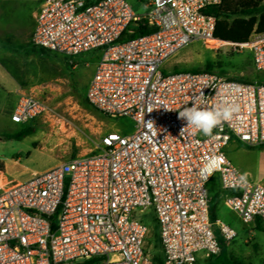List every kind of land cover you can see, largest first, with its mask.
Masks as SVG:
<instances>
[{"label":"built area","instance_id":"2783aa9c","mask_svg":"<svg viewBox=\"0 0 264 264\" xmlns=\"http://www.w3.org/2000/svg\"><path fill=\"white\" fill-rule=\"evenodd\" d=\"M38 5L30 42L62 56H96L85 97L110 118H129L132 132L102 135L92 149L18 182H0V264H150L149 210L155 217L163 264H197L219 255L236 232L212 221L207 184L218 175L223 204L243 224L264 220V184L225 155L231 139L264 145V83L211 71H165L185 47L246 50L264 71V35L244 44L213 37L215 18L204 10L222 0H148L135 14L126 0H33ZM154 30L120 42L133 23ZM198 104L235 103L238 112L211 136L178 119ZM43 101L19 95L10 121L25 124ZM153 128H147V122ZM217 157L205 178L200 169Z\"/></svg>","mask_w":264,"mask_h":264},{"label":"rangeland","instance_id":"374dc122","mask_svg":"<svg viewBox=\"0 0 264 264\" xmlns=\"http://www.w3.org/2000/svg\"><path fill=\"white\" fill-rule=\"evenodd\" d=\"M126 1L137 15L149 10L148 0ZM27 11L26 5L19 0H0V55L18 56L24 61L30 58L35 72L41 76L33 95L45 106L44 112L34 120L14 124L9 115L14 96L3 99L0 92V135L18 133L24 127L32 129L20 140L0 142V170L5 177L20 181L29 178L33 171L47 170L77 154L88 152L105 133L129 134L133 129L129 118H110L85 104L87 81L96 60L93 52L76 56L69 63L60 55L34 50L31 43H28L29 49L18 46L16 39L19 40L23 33ZM207 65L211 72L222 76L264 83V71L253 68L246 50L233 53L228 48L214 50L204 45H190L169 59L164 70H205ZM234 146L242 152L231 150L230 147ZM226 151L231 152L232 156L228 154V157L237 168L246 172L251 180L264 184V145L248 148L231 139ZM218 179L214 174L207 184L210 199L217 196L214 202L211 200L215 220L236 232L234 239L223 245L225 255L245 264H264V220L258 225L255 222L243 224L234 211L224 206L218 193ZM144 220L150 228L146 251L150 264H154L153 259L160 257V246L151 210ZM205 263L206 259L197 261V264Z\"/></svg>","mask_w":264,"mask_h":264},{"label":"trees","instance_id":"16d2710c","mask_svg":"<svg viewBox=\"0 0 264 264\" xmlns=\"http://www.w3.org/2000/svg\"><path fill=\"white\" fill-rule=\"evenodd\" d=\"M204 13L207 15H212L215 18L216 21L213 37L223 42L244 44L248 41L253 33L264 35V0H222L218 5L207 7L204 10ZM128 30L131 32L122 33L119 38L120 42L134 38L136 36L147 35L154 29L152 27L146 26V24H144V22L141 20L133 23V25H131ZM34 50H37L40 53L48 52L36 47H34ZM209 67L210 66L207 65L205 71H210ZM177 71L180 70H173V72ZM190 71L197 72L201 70L193 69ZM84 102L85 104L90 105L86 97L84 98ZM31 132L32 129L30 127H24L18 133L9 135L4 134L0 135V137L20 140L22 137L30 134ZM216 199L217 196H214V199H210L209 215L212 221H215V207L211 205V200L214 202ZM254 222L256 225H258L260 220L256 219ZM224 252L225 251L222 250L219 255L206 259L205 264H245L231 257H227ZM153 261L154 264H163L161 252L160 257L153 259Z\"/></svg>","mask_w":264,"mask_h":264},{"label":"crops","instance_id":"0c3cea01","mask_svg":"<svg viewBox=\"0 0 264 264\" xmlns=\"http://www.w3.org/2000/svg\"><path fill=\"white\" fill-rule=\"evenodd\" d=\"M19 1L23 2L26 5V8L28 9V11L26 14V25L24 27L23 33L21 34L19 40L16 39V42L19 44L18 46H20V47L27 46V48L29 49L28 43H31L30 38H31L32 31H33V28L35 25L38 5L33 0H19ZM26 56L28 57L27 54H26ZM19 62H21V63H19ZM91 75H92V73H91ZM40 78H41V76L38 74V72H35L34 67L31 65L30 58H28L27 60L24 61V60H21L18 56L13 57L11 55H5V54L0 55V92H1V96L3 99H7L9 95L14 96L13 100L11 102V109L9 110L10 111L9 115L11 114L20 94H22V93H29L31 95L35 94L34 89L37 87V84L39 83ZM87 83H88V81H87ZM14 124H16V123H14ZM1 135H4V134H1ZM7 135H9V134H7ZM5 140H7L9 142L12 139L0 137V142L3 143ZM243 146H245V145H243ZM246 147H248V146H246ZM230 148H231V150L233 149V151L235 150L236 153L242 152V151H240V149H238L235 146L230 147ZM230 148L228 147V149H230ZM248 148H250V147H248ZM226 150H227V147H225L224 152H225L226 157L229 159L228 154L231 156H232V154L230 151H226ZM84 153H86V152H84ZM80 154H83V153H80ZM33 172H36V171H33ZM244 173L246 174V172H244ZM6 177H5V173L0 170V182H18V181H20V180H15L9 176L6 179ZM218 193H219V197L222 198L223 197V191L220 188V184H219Z\"/></svg>","mask_w":264,"mask_h":264},{"label":"clouds","instance_id":"9594fccd","mask_svg":"<svg viewBox=\"0 0 264 264\" xmlns=\"http://www.w3.org/2000/svg\"><path fill=\"white\" fill-rule=\"evenodd\" d=\"M199 97L192 101L190 107H185L178 113V119L185 122V127H192L206 136H211L213 130L220 127L222 123L230 121L233 114L238 112V105L235 103L221 102L211 108H206L198 104ZM148 129L153 128V122L149 121L146 124ZM217 157H210L200 169L201 175L207 178L215 170Z\"/></svg>","mask_w":264,"mask_h":264}]
</instances>
